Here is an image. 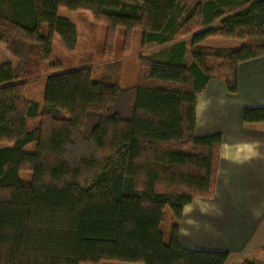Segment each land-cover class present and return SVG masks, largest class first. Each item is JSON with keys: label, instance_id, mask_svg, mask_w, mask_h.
Returning <instances> with one entry per match:
<instances>
[{"label": "trees", "instance_id": "1", "mask_svg": "<svg viewBox=\"0 0 264 264\" xmlns=\"http://www.w3.org/2000/svg\"><path fill=\"white\" fill-rule=\"evenodd\" d=\"M60 8L104 24L109 42L123 28L127 45L136 32L142 46L189 44L141 55L129 88L89 66L51 73L40 103L28 79L62 67L55 35L69 50L78 41ZM0 42L18 60L0 62V142L11 144L0 148V264L227 263L229 252L180 237L184 206L215 195L223 142L197 134L196 100L211 79L237 94L240 63L264 55V0H0ZM242 118L263 122L264 106Z\"/></svg>", "mask_w": 264, "mask_h": 264}, {"label": "crops", "instance_id": "2", "mask_svg": "<svg viewBox=\"0 0 264 264\" xmlns=\"http://www.w3.org/2000/svg\"><path fill=\"white\" fill-rule=\"evenodd\" d=\"M238 74L237 94L211 79L197 95V134L221 132L223 142L215 195L195 196L183 208L188 248L246 254L262 243L255 244L264 236V121L245 124L242 111L264 106V55L240 63Z\"/></svg>", "mask_w": 264, "mask_h": 264}, {"label": "rangeland", "instance_id": "3", "mask_svg": "<svg viewBox=\"0 0 264 264\" xmlns=\"http://www.w3.org/2000/svg\"><path fill=\"white\" fill-rule=\"evenodd\" d=\"M59 14L69 17L75 22L78 31V41L76 47L72 50L64 47L58 35H55L52 51V59L59 60L62 67L58 70L43 69L36 75H33L28 80L26 95L29 99L36 100L42 103L43 92L46 83L47 75L51 73L61 72L69 69L78 68L80 66H89L92 68L93 80L112 79L118 82L122 88L132 87L138 81L140 71L139 57L147 55H159L170 45L177 41L186 40L189 44L190 36H176L173 41L165 44L151 43L142 46L141 35L136 32L126 44L124 29L118 30L114 41L109 42L106 39L105 25L94 24L88 21L81 13L71 12L68 9L60 8ZM243 43L242 40L236 38H210L204 44H216L225 47H238ZM11 60L13 64H18L15 58L7 49L4 43L0 42V62ZM190 56L187 57V62H190ZM35 120H30V126ZM11 146L7 142H0V148ZM36 143L32 142L25 146V150L34 152ZM21 175L24 178H29L30 173L25 171ZM181 225V223H180ZM256 245L260 244L258 249L254 247L251 251L245 253L230 254L226 264H243L246 259H252L259 264H264V236L261 241H257Z\"/></svg>", "mask_w": 264, "mask_h": 264}]
</instances>
